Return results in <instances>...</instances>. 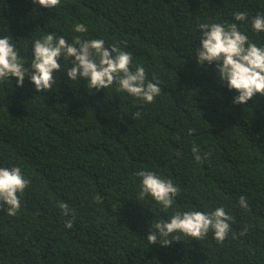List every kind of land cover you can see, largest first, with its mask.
<instances>
[{"label":"trees","instance_id":"obj_1","mask_svg":"<svg viewBox=\"0 0 264 264\" xmlns=\"http://www.w3.org/2000/svg\"><path fill=\"white\" fill-rule=\"evenodd\" d=\"M237 11L249 14L241 31L264 45L250 19L264 14V0H62L53 10L0 0V37H12L25 63L47 32L101 38L131 52L162 88L141 104L114 87L90 92L66 72L48 93L35 92L27 76L23 87L15 77L0 83V167L19 165L31 180L16 216L0 206V264H264V97L233 104L238 93L195 54L197 23L239 25ZM75 23L88 32L73 33ZM193 144L206 162L194 160ZM139 169L181 189L173 208L138 199ZM60 203L74 210L71 229ZM220 206L233 217L223 243L209 232L200 241L177 233L169 246L148 244L151 224L174 211Z\"/></svg>","mask_w":264,"mask_h":264},{"label":"clouds","instance_id":"obj_2","mask_svg":"<svg viewBox=\"0 0 264 264\" xmlns=\"http://www.w3.org/2000/svg\"><path fill=\"white\" fill-rule=\"evenodd\" d=\"M32 2L37 7L49 10L62 6V0ZM233 17L240 22L239 25L235 22H198L199 46L195 54L199 65L208 67L214 64L218 83L226 82L229 90L238 93L232 103L246 105L254 96L264 97V45L253 42L241 31L249 20L247 12H234ZM250 19L253 32H264V14L257 13ZM72 31L84 34L88 28L84 23H75ZM61 59L71 61V67H67L66 71L62 69ZM65 72L70 82L79 84L81 79L85 80L90 92L92 89L99 91L114 87L116 92L127 93L141 104L154 103L162 91L160 80L155 76L149 79L145 66L134 63L132 53L119 44L106 46L104 39H84L80 35H74L69 41L63 35L47 32L33 41L30 63H25L12 37H0V83L15 77L16 86L23 87L27 76L35 92L48 93L57 88L56 74ZM134 115L139 118L141 113L137 111ZM193 131L189 128L188 135ZM191 151L197 163L206 162L208 153L202 155L198 145L193 144ZM135 176L140 180L138 199L150 196L163 211L173 208L174 199L180 195L181 189L171 178L145 169L137 170ZM30 183V178H25L21 166L0 167V206H7L9 216H16L20 212L21 197ZM239 206L242 209L249 206L243 195L239 198ZM59 207L62 215L69 217L65 220V227L73 228L76 219L74 210L67 203H60ZM232 220L233 217L223 206L207 213L199 210L174 211L167 220L151 224L147 242L169 246L173 241L181 240L177 233L200 241L212 232L214 239L223 243L231 232ZM246 232L245 227L240 234Z\"/></svg>","mask_w":264,"mask_h":264}]
</instances>
